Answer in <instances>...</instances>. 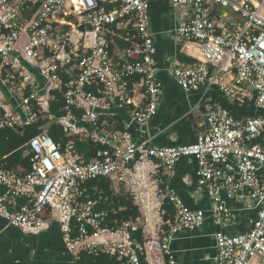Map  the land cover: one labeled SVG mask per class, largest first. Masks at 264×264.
Masks as SVG:
<instances>
[{"label":"built area","instance_id":"1","mask_svg":"<svg viewBox=\"0 0 264 264\" xmlns=\"http://www.w3.org/2000/svg\"><path fill=\"white\" fill-rule=\"evenodd\" d=\"M171 3L174 39L193 59L169 62L178 85L203 89L206 99L218 91L232 101H253L259 113L236 116L210 100L205 132L194 143L159 146L142 136L162 94L148 0H0V130L41 116L68 136L105 146L86 161L73 140L63 147L43 125L24 145L32 170L0 165V215L32 233L47 226L46 212L58 215L74 264L82 253H107L119 264H177L172 242L208 219L218 227L211 264H264V0ZM117 37L133 46L116 52ZM61 89L64 113L57 115L51 93ZM115 109H128L122 129L101 121ZM184 157L198 163L208 208L193 209L162 187ZM102 177L131 192L139 217L110 224L109 211L97 209L101 191L88 185ZM22 197L27 202L20 206ZM166 198L174 219L164 218ZM242 215L248 228L229 230ZM139 230L142 239L134 236Z\"/></svg>","mask_w":264,"mask_h":264},{"label":"crops","instance_id":"2","mask_svg":"<svg viewBox=\"0 0 264 264\" xmlns=\"http://www.w3.org/2000/svg\"><path fill=\"white\" fill-rule=\"evenodd\" d=\"M148 1L150 27L156 47L154 57L160 67L162 94L157 114L145 127L142 136L153 139V143L159 146L194 143L205 132L204 113L210 100L240 116L259 113L253 101H232L218 91H212L210 98L206 99L203 89L186 92L178 85L169 70V62L176 60L189 65L193 63V59L182 51L174 39L173 29L177 22L171 0ZM120 39L115 38L113 49L123 54L122 50L126 46H121ZM114 114L124 121L128 109L112 110V115L115 116ZM25 154H28L27 151ZM197 169L195 158L180 159L171 175L163 177L165 184L162 187L168 185L169 189L174 190L193 209L208 208L209 197L205 188L199 184ZM118 186L117 183L114 184L115 189ZM162 198L160 196V200ZM232 205L236 207L240 203ZM247 224L246 215H242L238 223L228 229L238 232L247 229ZM217 230L218 227L208 219L197 230L181 232L171 244L177 264H211L216 255L214 233ZM0 264H74V258L63 240L58 215H50L47 226L37 233L11 226L0 215Z\"/></svg>","mask_w":264,"mask_h":264},{"label":"trees","instance_id":"3","mask_svg":"<svg viewBox=\"0 0 264 264\" xmlns=\"http://www.w3.org/2000/svg\"><path fill=\"white\" fill-rule=\"evenodd\" d=\"M121 46L132 47L130 42L120 39ZM113 48V46H112ZM137 55H134L132 59H136ZM66 87L64 86L63 90ZM63 90H53L51 93L50 108L51 112L62 115L64 113L63 106ZM236 116H240L237 113L232 112ZM79 114H81L79 112ZM108 120L110 123L117 121L118 127L123 128V120L118 115H105L101 117V121ZM43 125L48 126V133L54 141L59 142L64 147L67 142L73 140L76 146L78 154L83 156L86 161H90L96 157L99 150L105 148L104 145L95 141L92 138L86 140L79 136L71 137L66 134L64 129L56 124H48L47 119L39 117L36 122L31 125L19 128H4L0 130V165L13 169L17 172L30 171L33 169V164L30 160V154H25L27 148L24 146L32 137L42 132ZM135 133V132H134ZM136 134V133H135ZM88 185L97 187V190L101 191L102 198L99 199L97 209H106L109 211L110 224H119L122 221L136 219L141 215L139 206L135 204L133 198L128 193L122 190H116L114 182L111 178H99L88 182ZM4 192V188L0 186V194ZM91 197L99 198V192H91ZM27 199L22 197L18 199V204L24 205ZM163 208L166 210L165 219H174L175 210L169 199H164ZM46 218L50 217V214L46 212L44 214ZM136 238L142 239L141 230L134 233ZM80 264H119L115 256L107 253H100L99 255L92 256L82 253L80 258ZM142 264H145L142 262Z\"/></svg>","mask_w":264,"mask_h":264},{"label":"rangeland","instance_id":"4","mask_svg":"<svg viewBox=\"0 0 264 264\" xmlns=\"http://www.w3.org/2000/svg\"><path fill=\"white\" fill-rule=\"evenodd\" d=\"M150 29L152 30V28L150 27ZM116 190H122L124 191L125 193H128L130 195L131 198H133V201L135 202V199L133 197V195L131 194V192L127 191L122 185H119L118 187H116Z\"/></svg>","mask_w":264,"mask_h":264}]
</instances>
